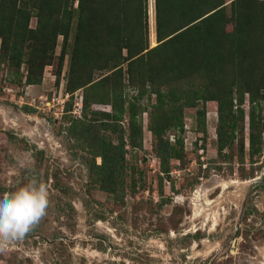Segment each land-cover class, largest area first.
I'll use <instances>...</instances> for the list:
<instances>
[{
	"label": "rangeland",
	"instance_id": "1",
	"mask_svg": "<svg viewBox=\"0 0 264 264\" xmlns=\"http://www.w3.org/2000/svg\"><path fill=\"white\" fill-rule=\"evenodd\" d=\"M153 3L149 0L151 46L157 44ZM30 26H36L35 17ZM56 61L45 64L41 81L33 84L25 82L27 65L20 76L10 63L0 67V191L37 178L50 194L39 224L0 245V264H264V182L254 181L264 178V142L260 153L250 154L248 119L244 152L239 131V141L219 154L217 102H207L205 136L197 130L196 108H185L184 157L172 159L168 175L154 150L147 111L140 116L143 143L135 147L129 144L127 117L116 131L93 128L87 134L96 152L101 139L118 144L124 136L126 188L116 200L99 188L85 136L75 139L66 130L68 116H82L83 90L67 89L68 57L60 75ZM123 66V91L132 97L137 89ZM150 101L154 94L141 100ZM109 106L94 104L91 110ZM244 108L247 112L248 100ZM169 134L173 141L176 132ZM95 161L102 163L101 156Z\"/></svg>",
	"mask_w": 264,
	"mask_h": 264
},
{
	"label": "trees",
	"instance_id": "2",
	"mask_svg": "<svg viewBox=\"0 0 264 264\" xmlns=\"http://www.w3.org/2000/svg\"><path fill=\"white\" fill-rule=\"evenodd\" d=\"M154 10L157 44L151 46L149 0H0V67L10 63L20 76L27 65L25 82L33 84L41 81L45 64L56 60L60 75L68 57L67 89L83 94L82 116H68L66 130L75 139L85 136L99 188L116 200L126 188L124 136L118 144L101 139L96 152L87 134L93 128L116 131L127 117L135 147L143 143L140 116L147 111L166 175L172 159L184 157L185 108H196L197 130L205 136L207 102H217L219 154L239 131L244 152L246 119L250 154L260 153L264 142V0H154ZM125 63L137 89L132 97L123 91ZM152 94L154 101L144 105L143 97ZM94 104H110L111 110H91ZM169 131L176 132L173 141Z\"/></svg>",
	"mask_w": 264,
	"mask_h": 264
},
{
	"label": "clouds",
	"instance_id": "3",
	"mask_svg": "<svg viewBox=\"0 0 264 264\" xmlns=\"http://www.w3.org/2000/svg\"><path fill=\"white\" fill-rule=\"evenodd\" d=\"M49 190L37 178L0 191V245L22 238L46 215Z\"/></svg>",
	"mask_w": 264,
	"mask_h": 264
},
{
	"label": "built area",
	"instance_id": "4",
	"mask_svg": "<svg viewBox=\"0 0 264 264\" xmlns=\"http://www.w3.org/2000/svg\"><path fill=\"white\" fill-rule=\"evenodd\" d=\"M78 106H79V112H78V115L81 116L80 111L82 110V104L79 103ZM103 109L110 111V110H111V106H109L107 109H106V108H103ZM172 138H173V137H172ZM173 140H174V138H173ZM200 152H201V158L203 159V158H204V156H203V154H202V152H203V147H201Z\"/></svg>",
	"mask_w": 264,
	"mask_h": 264
},
{
	"label": "bare ground",
	"instance_id": "5",
	"mask_svg": "<svg viewBox=\"0 0 264 264\" xmlns=\"http://www.w3.org/2000/svg\"><path fill=\"white\" fill-rule=\"evenodd\" d=\"M154 5V3H153ZM156 18V17H155ZM156 22V21H155ZM151 28H152V32H154V10H153V7H152V10H151ZM156 29V28H155ZM156 31V30H155ZM156 34V33H155ZM156 41V40H155ZM152 44H155V42L152 41Z\"/></svg>",
	"mask_w": 264,
	"mask_h": 264
},
{
	"label": "water",
	"instance_id": "6",
	"mask_svg": "<svg viewBox=\"0 0 264 264\" xmlns=\"http://www.w3.org/2000/svg\"><path fill=\"white\" fill-rule=\"evenodd\" d=\"M254 181H262V182H264V178H256V179H254Z\"/></svg>",
	"mask_w": 264,
	"mask_h": 264
}]
</instances>
